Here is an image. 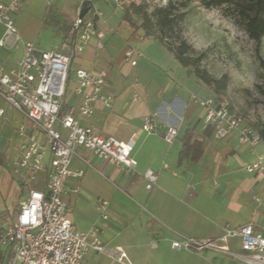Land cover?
I'll list each match as a JSON object with an SVG mask.
<instances>
[{"label": "crops", "instance_id": "obj_1", "mask_svg": "<svg viewBox=\"0 0 264 264\" xmlns=\"http://www.w3.org/2000/svg\"><path fill=\"white\" fill-rule=\"evenodd\" d=\"M53 1L60 7L65 0ZM91 4L102 16L95 21L83 51L72 55L70 77L77 68L104 71L107 78L103 92L113 97V104L105 108L97 102L91 118H80L76 111L82 98L72 91L74 84L69 82L60 112L76 115L81 125L100 135L132 141L137 168L132 176L124 174L91 151L77 148L70 167L82 171V176L70 177L65 183L63 201L69 208L68 218L81 232L99 228L101 240L123 248L132 264H245L240 258L214 251L195 254L173 250L171 243L184 237L213 240L223 234L225 227L247 225L254 233L264 235V175L245 171L255 153L264 154V141L253 153L238 144L236 132L217 139L211 127H203V110L191 101L193 96H215L212 89L183 67L156 35L142 39L141 27L135 28L120 18L108 21L103 18V2ZM37 5L39 11H35ZM80 6L79 1L71 21ZM14 20L23 42L39 50H60L63 43H73L70 24L63 29L56 20L55 25H46L42 0L39 4L38 0H22ZM44 32L51 37L49 48L37 43ZM3 35L0 25V39ZM128 48L133 49L134 66L124 60ZM22 55V43L15 47L9 39L6 46H0V63L6 70L15 69ZM0 112L2 229L15 221V207L19 209L29 188L44 189L45 172H40L29 186H23L12 173L10 162L21 141L18 129L23 126L29 130L30 124L1 97ZM147 116H153L160 126L154 134L141 129ZM168 125L178 129L170 144L162 137ZM65 133L62 131L63 136ZM186 141L188 148H184ZM44 162L48 165V155ZM146 170L157 175L150 190L145 189ZM99 199L108 202L106 220L95 207ZM226 246L232 254L244 255L238 238L229 239ZM5 258L6 252L0 250V261ZM85 260L87 264H115L94 252H89Z\"/></svg>", "mask_w": 264, "mask_h": 264}, {"label": "built area", "instance_id": "obj_2", "mask_svg": "<svg viewBox=\"0 0 264 264\" xmlns=\"http://www.w3.org/2000/svg\"><path fill=\"white\" fill-rule=\"evenodd\" d=\"M79 1L82 5L85 0ZM21 4L22 0L0 2V25L4 28L0 46H6L9 39L15 47L23 44V55L15 69L6 70L0 63V97L30 124L29 130L23 126L18 129L21 141L16 157L10 162V170L23 186H29L40 172H45V182L43 190L28 189L15 221L0 229V250L6 252V258L0 264H87L85 258L89 252L115 264H132L123 248L107 245L101 240L99 228L78 231L68 218L69 208L63 201L67 179L82 176V171L70 167L79 147L118 167L124 174L132 176L136 173L132 141L121 142L112 136L100 135L93 128L81 125L78 118H91L97 102L105 108H111L113 104V97L103 92L107 78L104 71L77 68L70 77L72 55L83 51L95 21L102 14L90 2L92 15L85 20L86 15L79 17L80 6L69 29L73 43H63L60 50L43 51L30 42H23L18 32L14 15ZM133 53L131 48L124 53V60L131 66L136 64ZM69 82L74 84L72 91L82 98L76 111L78 117L60 112ZM191 101L203 110V127H211L217 139L236 132L238 144L256 152L263 139L232 108L226 96H193ZM141 129L146 134H154L160 126L153 116H147ZM163 129L164 141L172 143L178 129L171 125ZM62 131L66 132L65 136ZM47 155L48 165L44 162ZM245 171L264 175V154L255 153V159L245 166ZM143 177L146 190L157 182V175L151 170H146ZM95 207L101 219L106 220L108 202L99 199ZM231 238L239 239L243 256L229 251L226 244ZM171 248L195 254L214 251L240 258L245 264H264V235L254 233L250 225L236 229L225 227L223 234L213 240L184 237L173 241Z\"/></svg>", "mask_w": 264, "mask_h": 264}, {"label": "rangeland", "instance_id": "obj_3", "mask_svg": "<svg viewBox=\"0 0 264 264\" xmlns=\"http://www.w3.org/2000/svg\"><path fill=\"white\" fill-rule=\"evenodd\" d=\"M42 1L48 27L55 23V20L60 24V29L66 28L68 24L71 26L74 9L79 0H65L60 7H57L53 0ZM90 1L103 2L104 19L114 21L120 18L135 28L141 27L144 13L151 15L155 7L164 6L167 2V0ZM39 7L37 5L35 11H39ZM179 10L186 12L184 20L173 31H164L163 35L157 31L155 35L173 47L181 40L185 41L191 48L190 54L194 57L201 56L199 68L207 76L218 81L216 85L218 93L214 95L226 96L232 108L243 116L248 126L257 131L262 130L264 67L261 61L264 62V37L258 45L250 40L231 4L206 9L199 1H192ZM92 11L90 8L85 20L91 17ZM50 38L48 32L41 33L37 43L40 47L49 48ZM24 192L25 189H22V193ZM18 212L16 206L13 213L15 219Z\"/></svg>", "mask_w": 264, "mask_h": 264}, {"label": "trees", "instance_id": "obj_4", "mask_svg": "<svg viewBox=\"0 0 264 264\" xmlns=\"http://www.w3.org/2000/svg\"><path fill=\"white\" fill-rule=\"evenodd\" d=\"M192 1H199L201 6L206 9L231 4L248 38L258 45L264 37V0H167L164 6L155 7L151 15L143 14L141 28L144 30V36L142 39L157 34V31L161 35H163L164 31H173L184 20L186 15V12L180 11L179 8H185L186 3ZM153 18L154 20H152ZM161 41L163 42L162 39ZM163 44L183 67L189 68L191 73L203 84L212 89L214 93H218L216 86L218 81L207 76L199 68L198 64L201 56L194 57L190 54L191 48L185 41L181 40L176 47L165 42ZM261 65L264 67L263 61H261ZM258 133L264 141V128L258 131ZM184 148H188L187 141L184 144Z\"/></svg>", "mask_w": 264, "mask_h": 264}, {"label": "water", "instance_id": "obj_5", "mask_svg": "<svg viewBox=\"0 0 264 264\" xmlns=\"http://www.w3.org/2000/svg\"><path fill=\"white\" fill-rule=\"evenodd\" d=\"M89 3H90L89 0H85V1L82 2L80 14H79L80 18H83L88 13V11H89Z\"/></svg>", "mask_w": 264, "mask_h": 264}]
</instances>
